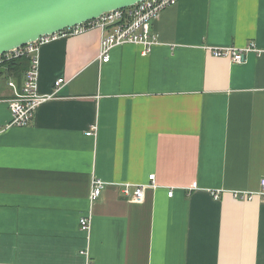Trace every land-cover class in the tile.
<instances>
[{"label":"crops","instance_id":"obj_1","mask_svg":"<svg viewBox=\"0 0 264 264\" xmlns=\"http://www.w3.org/2000/svg\"><path fill=\"white\" fill-rule=\"evenodd\" d=\"M153 30L107 63L99 30L43 45L39 93L65 83L27 127L8 104L26 73L0 70V264H264V202L234 197L264 179V55L212 50L264 49V0H179Z\"/></svg>","mask_w":264,"mask_h":264},{"label":"built area","instance_id":"obj_2","mask_svg":"<svg viewBox=\"0 0 264 264\" xmlns=\"http://www.w3.org/2000/svg\"><path fill=\"white\" fill-rule=\"evenodd\" d=\"M179 0H143L131 7L113 10L102 14L98 19L86 22L74 28L66 29L54 35L41 37L35 42L29 43L22 48L13 50L0 56V66L7 62L22 57H31V66L26 72L25 83L21 89H18L14 83H10L14 91L13 97L8 101L11 122L9 127H27L32 123L37 109L44 103L54 99L60 92L64 79H60L55 84L53 94L41 95L39 93V53L43 45L53 42L61 37L74 36L86 33L91 30H99L102 34L100 41V57L102 62L107 63L110 60V52L117 46L124 45H142L145 52L149 53L152 47L157 44L158 36L153 30V24L156 18L167 8L177 4ZM213 54L219 58H231L235 63H242L250 54L258 56L264 55V49L258 48L254 43L245 47H227L214 48ZM95 130V128L93 129ZM5 131L0 126V136ZM94 132L88 135L92 136ZM149 184L132 185L127 184L123 188L126 196L136 202H142L145 197V191L148 188H155V174L149 176ZM196 188V186L194 187ZM105 183L96 180L93 183L91 202L94 203L100 199ZM173 192L168 196L172 197ZM256 196L261 197L264 202V179L261 180L260 189L257 192H235L234 197L239 200L250 201ZM216 199L220 198V192L214 193ZM81 229L90 234L91 219L83 217L80 220Z\"/></svg>","mask_w":264,"mask_h":264},{"label":"water","instance_id":"obj_3","mask_svg":"<svg viewBox=\"0 0 264 264\" xmlns=\"http://www.w3.org/2000/svg\"><path fill=\"white\" fill-rule=\"evenodd\" d=\"M143 0H0V56Z\"/></svg>","mask_w":264,"mask_h":264},{"label":"trees","instance_id":"obj_4","mask_svg":"<svg viewBox=\"0 0 264 264\" xmlns=\"http://www.w3.org/2000/svg\"><path fill=\"white\" fill-rule=\"evenodd\" d=\"M31 57H22L5 63L2 67L6 68L12 76L21 78L31 66Z\"/></svg>","mask_w":264,"mask_h":264},{"label":"rangeland","instance_id":"obj_5","mask_svg":"<svg viewBox=\"0 0 264 264\" xmlns=\"http://www.w3.org/2000/svg\"><path fill=\"white\" fill-rule=\"evenodd\" d=\"M3 66V65H2ZM2 66H0V70L3 68ZM5 70V69H3ZM2 82H5V79H1Z\"/></svg>","mask_w":264,"mask_h":264}]
</instances>
